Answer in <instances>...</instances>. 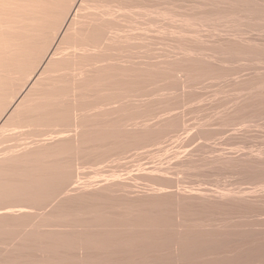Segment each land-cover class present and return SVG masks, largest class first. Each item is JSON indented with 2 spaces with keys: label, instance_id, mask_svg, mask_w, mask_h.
Returning a JSON list of instances; mask_svg holds the SVG:
<instances>
[{
  "label": "bare ground",
  "instance_id": "1",
  "mask_svg": "<svg viewBox=\"0 0 264 264\" xmlns=\"http://www.w3.org/2000/svg\"><path fill=\"white\" fill-rule=\"evenodd\" d=\"M263 216L264 0H0V264H264Z\"/></svg>",
  "mask_w": 264,
  "mask_h": 264
},
{
  "label": "rangeland",
  "instance_id": "2",
  "mask_svg": "<svg viewBox=\"0 0 264 264\" xmlns=\"http://www.w3.org/2000/svg\"><path fill=\"white\" fill-rule=\"evenodd\" d=\"M229 95H231V94H229ZM229 97H230V96H229ZM230 105H231V104L229 103L228 106H230ZM218 111H221V110H218ZM194 171H195V172H194ZM194 171H192V172L190 173V175L193 174V175H191V177H187V176H186V177H187L186 180H188V179L191 178L193 181H196V180L198 181V180L201 179V177L196 176L197 170H194ZM209 178H210V177H209ZM211 178H212V177H211ZM211 178H210V179H211ZM263 217H264V216H263Z\"/></svg>",
  "mask_w": 264,
  "mask_h": 264
}]
</instances>
